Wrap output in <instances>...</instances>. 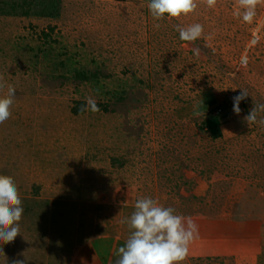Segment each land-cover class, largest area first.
I'll list each match as a JSON object with an SVG mask.
<instances>
[{
	"label": "rangeland",
	"instance_id": "obj_1",
	"mask_svg": "<svg viewBox=\"0 0 264 264\" xmlns=\"http://www.w3.org/2000/svg\"><path fill=\"white\" fill-rule=\"evenodd\" d=\"M196 2L160 21L139 0H62L56 19L0 16V77L16 88L0 175L23 207L19 235L2 246L7 264H72L96 236L125 242L120 221L140 198L197 228L228 211L222 198L234 191L255 196L252 209L264 203V125L244 120L264 104V2L251 24L237 0ZM195 23L202 36L181 41L176 26ZM240 89L249 96L237 115ZM88 97L99 111H80ZM180 264L237 263L187 253Z\"/></svg>",
	"mask_w": 264,
	"mask_h": 264
},
{
	"label": "clouds",
	"instance_id": "obj_2",
	"mask_svg": "<svg viewBox=\"0 0 264 264\" xmlns=\"http://www.w3.org/2000/svg\"><path fill=\"white\" fill-rule=\"evenodd\" d=\"M208 7H215L217 0H202ZM264 0H237L235 15L243 22L251 24L256 16V8ZM148 11L154 20L178 19L187 16L197 8L196 0H149ZM159 28V23L154 25ZM179 39L184 42H195L203 34V26L199 23L175 29ZM198 51V50H196ZM6 88V94L0 97V124L11 116L10 108L14 103L16 88L6 84L0 77V89ZM249 96L246 89L233 97V112L239 115V103ZM100 109L95 99L88 97L80 111L97 112ZM264 112V104L254 105L244 117L248 124L264 125V118L257 119L258 114ZM172 207H163L152 198H140L134 205V211L129 217L122 219L131 230L124 246L118 249V258L114 264H180L188 252V246L198 228L190 218L174 214ZM23 207L18 187L13 178L0 175V256L7 258L3 252V245L11 243L20 233L19 221L22 218ZM13 264H25L22 260H15Z\"/></svg>",
	"mask_w": 264,
	"mask_h": 264
},
{
	"label": "crops",
	"instance_id": "obj_3",
	"mask_svg": "<svg viewBox=\"0 0 264 264\" xmlns=\"http://www.w3.org/2000/svg\"><path fill=\"white\" fill-rule=\"evenodd\" d=\"M139 1L146 5L149 2ZM250 198L255 196L244 194L243 190L222 198L228 211L201 220V226L188 246V255L196 259L235 257L237 264H264V203L260 202L259 208L252 209L248 205ZM133 211L127 212V217ZM112 237L107 234L88 241L76 251L72 264H114L118 258L117 250L125 242L119 241L120 236Z\"/></svg>",
	"mask_w": 264,
	"mask_h": 264
},
{
	"label": "trees",
	"instance_id": "obj_4",
	"mask_svg": "<svg viewBox=\"0 0 264 264\" xmlns=\"http://www.w3.org/2000/svg\"><path fill=\"white\" fill-rule=\"evenodd\" d=\"M61 3L62 0H0V16L56 19ZM75 109H71L73 114L77 113Z\"/></svg>",
	"mask_w": 264,
	"mask_h": 264
}]
</instances>
